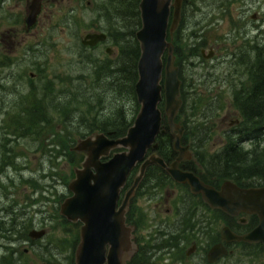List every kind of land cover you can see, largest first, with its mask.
Here are the masks:
<instances>
[{"label": "rangeland", "instance_id": "rangeland-1", "mask_svg": "<svg viewBox=\"0 0 264 264\" xmlns=\"http://www.w3.org/2000/svg\"><path fill=\"white\" fill-rule=\"evenodd\" d=\"M87 2L90 4L87 5ZM104 3L105 0H45L44 16L40 17L38 25L26 37L21 32L11 57L0 59V84H3L5 75L10 71L15 72L20 79L19 87H0V94L6 95L0 101V134L3 132L7 137L15 136L17 139L11 153L4 149H0V152L3 150L9 158L5 159V163H25L27 167L23 172L24 182L15 179L12 183L0 185V221L8 223L15 213L13 206L18 209L25 207L22 215L24 217L25 213L31 220L33 229L46 231L42 239L17 246L16 240H0V264H73L79 224L72 225L61 217L59 206L70 195L67 185L73 179L72 168L82 161V157L68 151L80 138L73 136L72 130L60 127V117L53 119L52 129L48 128V123H44L49 122L45 115L42 123L35 127L30 125V121L37 119L36 110L40 113L49 105V87H44L47 82H55L52 97L57 96L60 100V88L63 89L60 81L66 89L73 90L68 83L73 81L72 85H77L78 79L82 77L80 73L87 71V63L90 66L99 57L105 58L107 47L112 48L113 55L117 56L118 49L111 42L98 45L96 51L84 50L80 44V37L85 33L101 31L106 27V21L101 15ZM253 14L256 15L255 20L250 19ZM19 28L23 31L25 29L23 25ZM254 39L260 46L264 45V0H195L183 17L179 29L172 35L174 65L179 70L182 86L180 98L184 102L187 99V107L193 105L196 109L186 111V117L184 114L177 115L176 122L183 125L187 122L193 132H196L195 124L200 122L212 126L210 140L199 152L201 156L219 151L222 147V133L237 120L236 115H233L235 110L238 111L234 103L233 86L246 83L247 79V69L239 64V50L247 46L255 47ZM196 44L197 49L193 50ZM202 49L206 56L211 51L212 57L203 58L200 54ZM0 56L3 54L0 53ZM83 81L86 82L85 79ZM78 95L80 100L92 102L94 90L84 88ZM211 99H216L221 109L215 117L206 121L202 116L203 106L205 101L210 103L208 100ZM124 104L127 109H135L129 99ZM163 107L162 102L159 108L163 111ZM27 110L32 112L26 114ZM92 116L81 112L76 114L77 119H85L87 122L91 121ZM44 125L47 126L44 134H38L36 128L40 130ZM258 140L259 150L264 149V137ZM257 144L244 142L241 145L244 151H253ZM192 154L191 161L194 162L197 157L194 152ZM9 173L10 176L16 174L11 168ZM156 173L152 171L151 178L144 181L148 187H139L129 210V221L136 227L133 241L139 247L150 245V237L160 221H173L165 211L182 201L188 193L184 187L161 183ZM135 174L136 170L132 177ZM223 181L219 179L216 184ZM131 182L132 178L129 184ZM239 183L264 185V181L256 178ZM159 190L163 194L162 205L155 207L160 196ZM164 200H168L166 205ZM41 205L44 211L42 220L38 212ZM208 219L214 229L223 226L217 214L209 212ZM0 235L12 236L8 233ZM13 238L16 239V236ZM11 247L18 248L13 250ZM253 260L254 264H264L263 257L255 256ZM160 264L173 263L165 257Z\"/></svg>", "mask_w": 264, "mask_h": 264}, {"label": "water", "instance_id": "water-1", "mask_svg": "<svg viewBox=\"0 0 264 264\" xmlns=\"http://www.w3.org/2000/svg\"><path fill=\"white\" fill-rule=\"evenodd\" d=\"M180 6L181 0L139 1L141 25L135 32L139 59L134 86L139 110L126 134L114 139L110 133L93 132L78 139L69 148L70 152L82 157L78 166L72 168L74 177L67 185L71 195L59 206L61 217L69 223L80 224L73 264H127L131 261L138 247L133 241L134 228L126 225L125 214L130 199L151 165L165 171L173 182L187 185L190 193L199 195L212 210H220L231 217L239 214L256 216L257 226L243 236L233 235L228 227L222 228L221 233L225 241L259 243L264 249V185L241 187L226 180L216 189L195 174L179 168L184 161L192 158L189 147L181 143L184 126L176 122L182 106L181 81L178 68L174 65L171 38L181 19ZM38 13V1H33L26 19L27 29L34 26ZM80 38L81 46L94 48L106 42L107 35L87 32ZM105 53L112 56L114 50L107 47ZM201 55L209 59L212 52L205 56L201 51ZM162 102L163 111L159 108ZM163 116L173 138L172 149L177 154L169 165L154 152L157 137L165 133ZM137 167L132 185L118 204L122 189ZM44 234V231L33 230L29 236L40 239ZM223 254L226 251L221 245L213 246L209 262H214Z\"/></svg>", "mask_w": 264, "mask_h": 264}, {"label": "trees", "instance_id": "trees-1", "mask_svg": "<svg viewBox=\"0 0 264 264\" xmlns=\"http://www.w3.org/2000/svg\"><path fill=\"white\" fill-rule=\"evenodd\" d=\"M138 2V0H105L101 15L106 21V27L102 28L100 32L105 33L107 42H111L118 49L117 56L109 57L107 55L105 58L99 57L98 60L92 61L90 66L87 63V71L86 73H80L82 77L78 79L77 85H72L73 81L68 83L69 87H73V90L71 88L66 89V86H62L60 81V87H63L62 90L60 88V100L57 96L55 98L54 96L52 97V87H54L55 82H47V86L44 87H49V98L47 97L49 105L40 113L36 110L37 119L30 121V125L35 127L41 124L45 115L49 122L44 121V123H48L49 129L53 127V119L56 118L57 120L60 117V127L64 130H72L73 136H78L79 138H83L93 132L110 133L112 135L111 138L114 139L126 134L139 110V108L137 109L138 104L134 91L139 59V46L135 39V32L140 28ZM194 2L195 0H191L190 7H192ZM124 7L126 9H123ZM254 43H256L255 47L247 46L239 50L241 58L239 64L242 68L247 69V79L246 83L241 85L237 83L233 86L235 87L234 99H236L238 87L244 89L245 92V95H241L237 99L241 102L243 109L246 110L244 122L241 128L237 129L234 127L228 133H224V145L219 152L205 155L207 158L199 160L210 180L227 178L242 182L256 178L264 181V149L259 150L257 144L259 142L258 139L264 137V45L260 46L256 39H254ZM197 45L194 46L193 50L197 49ZM95 48L83 47L84 50L96 51ZM19 82L20 79L17 78L16 73L10 71L5 75L3 84H0V87H19ZM249 85H252V87ZM84 88L94 90L92 102L85 99L80 100L78 93ZM128 99L135 106L133 111L125 108L124 101ZM208 101L210 103L205 101L202 113L206 121L210 117H215L216 113L221 109V105L217 103L216 99ZM182 102L178 115L183 116L184 114V117H186V111L196 110L193 105L187 107V99H185V102L182 100ZM79 105L82 106L78 107ZM30 112L32 111L27 110L26 114ZM79 112L84 115H93L92 122H87L85 119H77L76 114ZM162 123L165 126V135L160 134L157 137V149L154 152H157L159 157L169 163L174 159L175 153L171 148L172 137L168 133L167 124L164 120ZM201 124H204V126ZM183 126L182 143L185 145L189 144L194 153H199L210 140L212 126L209 123L205 124V122L197 123L195 124L196 132H193L187 126V122ZM244 127L246 128L243 130ZM38 128H36L39 131L38 134H44V129H47V126H41L40 130ZM188 131L193 132V134ZM248 141H254L257 144L253 151L243 150L241 144ZM152 171L160 173V177L158 176L159 178H157L159 181L164 182L165 185L171 184V179L163 173V170L156 165H152L147 168L139 187L146 185L145 182L151 178ZM210 184L213 185L212 183ZM129 185L128 182L127 186ZM153 254L144 255V252L139 249L127 264H153L152 262L150 263V260H153Z\"/></svg>", "mask_w": 264, "mask_h": 264}, {"label": "flooded vegetation", "instance_id": "flooded-vegetation-1", "mask_svg": "<svg viewBox=\"0 0 264 264\" xmlns=\"http://www.w3.org/2000/svg\"><path fill=\"white\" fill-rule=\"evenodd\" d=\"M33 1H38L39 13L36 16V21L34 26L31 29H27L26 19L30 14V6ZM189 1L191 2V0H181V6H180L181 19L177 30L179 29L183 17L186 15V12H188V9L190 8L191 4H189ZM44 2L45 0H0V53L3 54V56H0V59H8L11 57V54L15 51L17 36L21 32H23L26 37V35H28L30 31L38 25L39 21L41 20L40 17L44 16L43 15ZM86 4L89 5L90 3L87 2ZM172 11H173V6L171 5L170 21H171ZM250 19L255 20L256 15L255 14L251 15ZM22 25L23 27H25L24 31L22 28L18 29V27ZM201 51L205 52L204 49H202ZM236 94L237 96L235 97L236 99H234V103L238 111L235 110V112H233V115L234 114L236 115L237 120L232 124H230L228 129H226L222 133L223 136L224 133L225 132L228 133V131L231 128L234 127L237 129L241 128V125L244 122V118H245L244 114H246V110L243 109L241 102L237 100L239 99V96L245 95L244 89H241V87L237 88ZM5 97H6L5 94L4 95L0 94V101L5 99ZM245 128L246 127H244L243 130ZM2 133L0 134V136H2L0 137V141H1L0 149H4V151L11 153L13 143H15L17 139L15 136L7 137L5 133L4 134ZM169 135L172 137L170 133ZM248 142L252 144V142L254 141L252 142L248 141ZM220 145L222 146L224 145L223 137ZM187 146L189 147V150L192 154L194 151L192 150L189 144ZM1 151L2 152H0V158H1L0 185H2V183H12L15 181V179L19 180L20 182H24L25 176L23 172L27 169L26 164L23 163L21 165L20 164L14 165L12 163H5L4 162L5 159H9V158L4 154L3 150ZM194 154L197 157L196 161L194 162L191 161L193 158V154H192V158L190 161H184L180 165L179 167L180 170L191 172L196 176H198L199 179L204 183L209 185H211L210 183H212L213 184L212 186L218 189L222 183L216 184L218 179L217 180H210V178L208 179L206 171L199 161L207 157L204 155L201 156L199 155V153H194ZM176 156L177 154L175 153L174 159L176 158ZM174 159H172L169 163H166V165H169ZM10 168L13 169L14 172H16L15 175L10 176L9 173ZM199 168L201 169V171ZM163 173L169 179H171L170 176L165 171H163ZM156 175L157 178L160 177V173H156ZM129 179L127 181V184L129 182ZM226 180H230V179L224 178V181ZM160 182L164 183L162 181ZM233 182L237 183L241 187L259 186V185L246 186L244 183H239L236 181ZM127 184L124 187V189L121 191V196H120V200L118 201V204H120L121 200L123 199L124 193L129 189L131 185L130 184L129 186H127ZM171 184L184 187L187 189L188 192L185 195L186 197L183 198L182 201L177 202L171 207V209L167 208V210L165 211V214L167 216H171L173 218V221L172 222L166 220L160 221L156 225V228H154V233L150 237L151 238L150 245L146 244V245H142V247H139L138 244L135 243L138 247V251L139 249H141L142 252H144V255L149 256V254L154 253L153 260L151 259L150 263L152 262L153 264H160L161 261L165 257H167L170 263L173 264H254L255 260L253 259L255 256H257L258 258L260 257L264 258V249L262 244L225 241L221 233L222 228L228 227V229L230 230V232H232L233 235L243 236L251 232L257 226L258 219L256 218V216L239 214L238 216L231 217L220 210H212L208 207L207 204H205L201 200L199 195L191 194L187 185L177 184L173 181L171 182ZM137 189H139V187ZM158 192H160V196H158L159 199H157L156 201L158 203H156L155 207H161L162 205L161 201L163 198L161 196L163 194L161 193L160 190ZM134 196L130 199L129 206L125 214L126 225L132 226L134 228L133 233L136 230V227L129 221V210ZM167 202L168 200L167 201L164 200V205H166ZM13 208L15 209V213L13 214V217H11L8 220V223L0 221V234L8 233L11 234L12 236L8 237V235H6L5 237H3L0 235V240H2L3 242L9 240H16L15 242H17L16 243L17 246L20 243H31L32 241L40 240L46 235V231L44 229H39V230H36V228L33 229L34 228L33 224L31 220L27 218L25 213H24L25 216L23 217L22 214H23V210H25V207H21L18 209L17 207L13 206ZM38 212L42 220L44 218L43 205L40 206ZM209 212L212 214H217L219 216V221L223 223V226L221 228L214 229L212 227L213 223L209 222L208 219ZM5 213L9 214L10 212L6 211ZM40 224L42 223L40 222ZM77 224L79 223L72 225H77ZM33 230L44 231L45 234L40 239H33L29 236V233L32 232ZM13 236H16V239H14ZM78 236H79V232H78ZM133 240H134V236H133ZM216 245H221L223 249L226 251V254L219 256L218 258H216V260H214V262H209L210 249ZM17 248H12V249L16 250ZM211 258H213V256H211Z\"/></svg>", "mask_w": 264, "mask_h": 264}, {"label": "bare ground", "instance_id": "bare-ground-1", "mask_svg": "<svg viewBox=\"0 0 264 264\" xmlns=\"http://www.w3.org/2000/svg\"><path fill=\"white\" fill-rule=\"evenodd\" d=\"M157 149V148H156ZM221 214V213H220ZM181 225V224H180ZM183 227V226H182ZM184 230V229H183ZM180 232V231H179ZM183 232V231H182ZM185 233V232H184ZM180 234V233H179ZM185 235V234H184Z\"/></svg>", "mask_w": 264, "mask_h": 264}]
</instances>
